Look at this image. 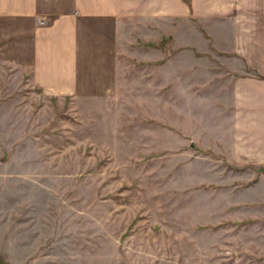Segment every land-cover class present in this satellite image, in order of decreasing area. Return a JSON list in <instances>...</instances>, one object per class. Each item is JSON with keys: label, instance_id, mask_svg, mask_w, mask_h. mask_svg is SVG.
Returning <instances> with one entry per match:
<instances>
[{"label": "rangeland", "instance_id": "374dc122", "mask_svg": "<svg viewBox=\"0 0 264 264\" xmlns=\"http://www.w3.org/2000/svg\"><path fill=\"white\" fill-rule=\"evenodd\" d=\"M15 29L0 21V264H264L252 165L225 155L237 138L225 72L254 78L251 66L236 75L230 51L198 50L178 82L165 34L163 105L122 55L76 96L43 97L14 61Z\"/></svg>", "mask_w": 264, "mask_h": 264}, {"label": "crops", "instance_id": "0c3cea01", "mask_svg": "<svg viewBox=\"0 0 264 264\" xmlns=\"http://www.w3.org/2000/svg\"><path fill=\"white\" fill-rule=\"evenodd\" d=\"M246 2L251 5L246 6ZM259 2L0 0V21L17 27L13 37L22 39L18 51L23 56L17 61L14 57V61L21 68L20 74H26L28 85L43 97L76 96L79 89L85 90L82 83L88 82V74H116V57L122 55L127 61L124 73L133 60L140 61L142 81L162 104L164 63L157 43L165 34L170 37L172 75L178 82L183 81L180 77L185 69L193 75L195 60L205 57H197L198 50L207 51L214 59L219 51H230L220 58L226 59L227 65L244 67L238 68L236 75L247 71L248 65L254 74L264 76V43L255 38V19L262 17ZM136 43L141 46L132 45ZM258 74L246 78L225 72L226 77L236 78L237 88L231 90L229 104L235 113L231 134L237 138L224 152L236 165H252L253 190L258 193L254 198L258 205L253 206L262 217L254 222L264 225V79L257 78Z\"/></svg>", "mask_w": 264, "mask_h": 264}]
</instances>
